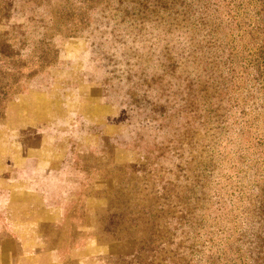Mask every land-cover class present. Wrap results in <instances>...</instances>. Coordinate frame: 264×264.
Returning a JSON list of instances; mask_svg holds the SVG:
<instances>
[{
	"label": "trees",
	"instance_id": "16d2710c",
	"mask_svg": "<svg viewBox=\"0 0 264 264\" xmlns=\"http://www.w3.org/2000/svg\"><path fill=\"white\" fill-rule=\"evenodd\" d=\"M113 2L71 0V17L109 13ZM116 3L112 33L125 56L139 51L125 59L138 159L124 169L140 178L134 191H152L163 210L138 203L128 219L112 206L111 219L121 230L152 218L158 241L144 240L147 260L264 264V0Z\"/></svg>",
	"mask_w": 264,
	"mask_h": 264
},
{
	"label": "rangeland",
	"instance_id": "374dc122",
	"mask_svg": "<svg viewBox=\"0 0 264 264\" xmlns=\"http://www.w3.org/2000/svg\"><path fill=\"white\" fill-rule=\"evenodd\" d=\"M113 1L86 19L71 0H0V264H166L141 256L151 217L119 230L110 216L163 210L124 169L138 159L125 59L139 51L112 33Z\"/></svg>",
	"mask_w": 264,
	"mask_h": 264
}]
</instances>
